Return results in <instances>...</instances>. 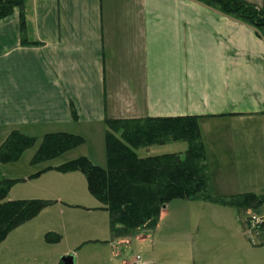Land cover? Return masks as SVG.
I'll list each match as a JSON object with an SVG mask.
<instances>
[{"label": "crops", "instance_id": "1", "mask_svg": "<svg viewBox=\"0 0 264 264\" xmlns=\"http://www.w3.org/2000/svg\"><path fill=\"white\" fill-rule=\"evenodd\" d=\"M246 1L264 11V0ZM176 116L199 118L216 194L264 195V35L199 0H24L0 19V144L14 130L35 138L70 132L85 138V148L72 157L105 167L108 118ZM187 147L186 141L143 147L141 157ZM33 198L63 201L88 214L103 207L94 196L88 202L7 197ZM208 208L216 216L196 219L201 242L194 243V259L201 254V264H264V223L254 226L252 216L230 213L228 206ZM226 210L229 215L222 214ZM59 231L41 228L44 236L64 239ZM96 240L108 239L83 243Z\"/></svg>", "mask_w": 264, "mask_h": 264}, {"label": "trees", "instance_id": "2", "mask_svg": "<svg viewBox=\"0 0 264 264\" xmlns=\"http://www.w3.org/2000/svg\"><path fill=\"white\" fill-rule=\"evenodd\" d=\"M254 26L264 35V11L246 0H199ZM24 0H0V19L22 8ZM24 14L21 29L25 30ZM24 39V37H23ZM23 42H27L25 39ZM105 167L87 156H79L49 169L60 172L81 171L88 190L108 210L114 236H130L156 228L161 213L173 199H201L238 210L258 209L264 195L244 193L219 195L210 183L205 147L196 116L144 117L106 120ZM186 141L185 152L141 157L137 150L153 145ZM36 138L12 131L0 144V163L17 161ZM85 143L81 135L59 131L43 136L31 163L56 158ZM21 178L0 179V242L16 227L35 218L56 201L50 199H7ZM48 242L61 239L57 233L45 234ZM59 264H63L60 262Z\"/></svg>", "mask_w": 264, "mask_h": 264}, {"label": "rangeland", "instance_id": "3", "mask_svg": "<svg viewBox=\"0 0 264 264\" xmlns=\"http://www.w3.org/2000/svg\"><path fill=\"white\" fill-rule=\"evenodd\" d=\"M41 140L42 137H37L36 143L25 150L17 161L0 163V179L4 177L22 179L11 188L10 195L13 197L42 195L49 198L62 195L68 196L71 200L84 202H88V198L93 199L88 190L86 177L81 171L60 172L49 169L38 176H29L45 166L65 162L66 159L79 154L80 149L85 148L82 144L81 147H75L56 158L33 164L31 160ZM184 145L187 146L186 143ZM144 151V148H141L140 156H146ZM64 198L66 200V197ZM212 205L216 204L201 199H173L168 203L159 230L142 231L125 237L113 235L110 215L104 207L94 209L92 214H88L85 208L73 210L68 203L55 202L40 212L35 217L37 220L27 228L23 229V224L16 227L10 232L14 235L10 236L9 233L0 242V264H55L65 255L73 256L74 264H131L137 256H140L141 261L152 260V264H201V254H198L196 260L193 256L194 243L201 242V239L196 240V234L200 233H196L193 227L197 226L196 219L200 217L210 214L216 216L215 210L208 208ZM227 209L230 213L242 217H264V205L246 211L232 207ZM229 211L226 210L222 214L229 215ZM96 225L98 229L94 232L92 226ZM48 227H57L60 230L58 233H65L66 237L56 242H48L41 233V228ZM102 232L104 234H101ZM88 238L108 240L83 243V240ZM251 238L258 240L255 235H251Z\"/></svg>", "mask_w": 264, "mask_h": 264}, {"label": "built area", "instance_id": "4", "mask_svg": "<svg viewBox=\"0 0 264 264\" xmlns=\"http://www.w3.org/2000/svg\"><path fill=\"white\" fill-rule=\"evenodd\" d=\"M251 221L254 226L260 225L264 222L262 218L257 216H252ZM131 264H143V262L140 260V256H137V258Z\"/></svg>", "mask_w": 264, "mask_h": 264}, {"label": "water", "instance_id": "5", "mask_svg": "<svg viewBox=\"0 0 264 264\" xmlns=\"http://www.w3.org/2000/svg\"><path fill=\"white\" fill-rule=\"evenodd\" d=\"M61 261L63 264H74L73 256L65 255L62 257Z\"/></svg>", "mask_w": 264, "mask_h": 264}]
</instances>
